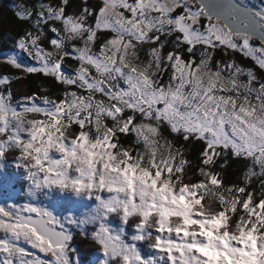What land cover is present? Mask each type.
<instances>
[{"label": "snow or ice", "instance_id": "1", "mask_svg": "<svg viewBox=\"0 0 264 264\" xmlns=\"http://www.w3.org/2000/svg\"><path fill=\"white\" fill-rule=\"evenodd\" d=\"M69 8L70 0L15 6L27 27L14 52L0 54L18 70L0 76V158L18 152L36 191L71 190L97 205L64 220L30 203L0 206V264H72L69 225L95 226L93 242L121 264H264V5ZM29 75L50 86L17 96L15 83ZM233 165L240 176L226 183ZM114 213L152 257L109 228Z\"/></svg>", "mask_w": 264, "mask_h": 264}, {"label": "rangeland", "instance_id": "2", "mask_svg": "<svg viewBox=\"0 0 264 264\" xmlns=\"http://www.w3.org/2000/svg\"><path fill=\"white\" fill-rule=\"evenodd\" d=\"M92 1H93V4L98 2V0H92ZM236 1L240 2V0H236ZM244 2L248 3L250 6H252L254 8L259 7L260 5H264V0H244ZM13 52H14V50L11 51L10 53H7V54H12ZM25 59H27V58L25 57ZM66 71L71 72V69L67 68ZM0 76H2V75H0ZM5 156H8L10 159L9 160L10 167H12V169H15L18 173L19 172L26 173V178H27V171H26L25 167L23 166V162L19 159V153L16 151H9V152H6ZM20 176H21V174H19V177ZM13 177H16V176L13 175ZM32 190H35V189L33 188L32 184L30 185V181H29L27 192H31ZM44 194H45V200H46L45 203L46 204L49 203V204H51V206L57 207V204H58L57 201H59V207H57L58 212L60 211V208H61L63 202L69 205L71 200L74 201V204H75L74 208L71 209V211L68 212V215H66L65 217L61 214L58 218L60 220H64V218H66V217H74V218L82 217L87 211L93 209L97 205V201L95 200L94 197L89 198L85 194H75L71 190H61V189L56 188V187L44 188ZM34 195H35V192L33 193L32 200H30V202H25V203H30L34 206L40 207L36 202V200L38 198ZM13 205L19 206V205H23V203L13 202ZM105 223L114 232H116V233L122 232L123 233L122 238L125 240L126 243H128V244L135 243L136 249L143 259L147 260L150 257H152L151 254L147 255L145 253V249L142 246V244H144V242L133 241L132 237H134L137 234L136 229L134 227H132L131 228L132 231L129 232L128 230L130 229V227L127 224L123 223V221L121 220V218L118 214H115V213L110 214L106 218ZM131 226H134V225H131ZM81 228H83V227L73 225L72 229L75 230V232L74 231L72 232V236L77 237V238L80 237L79 235L84 236L85 233H84L83 229H81ZM86 228L84 229L88 233L86 238L88 240L92 241L93 240L92 233L95 232V230H89L88 231V229L90 228L89 226ZM83 238H85V237H83ZM77 241H78V239H77ZM74 242H75V240L72 239V241H70V244L68 245V247H69L68 255H69V258H70L72 264H84L85 262H87L88 264H93V263L100 264L103 262H104V264H111V259H108L105 256V254L103 253V251L100 247L96 248L95 253H92V254L87 253L86 255L83 254L81 256L79 254L77 255V250H79V249L77 248V246L75 247ZM94 244H96V243H94ZM78 247H81L80 243H79ZM150 249L153 252L155 251L154 248H152V247Z\"/></svg>", "mask_w": 264, "mask_h": 264}, {"label": "trees", "instance_id": "3", "mask_svg": "<svg viewBox=\"0 0 264 264\" xmlns=\"http://www.w3.org/2000/svg\"><path fill=\"white\" fill-rule=\"evenodd\" d=\"M34 4L36 0H0V54H7L14 50V38L17 37L21 31L27 27L22 24L14 15L15 6L20 3ZM90 4H93L92 0H88ZM71 8L69 12L79 8L84 0H70ZM51 37L52 33H48ZM237 60L241 63H250V61L244 60L242 57L237 55ZM71 69V68H70ZM18 70L4 64L3 60L0 59V75H12L15 76ZM167 77H165L166 79ZM50 81L43 80V78H37L36 76L29 75L27 78L20 80L14 85V92L17 96H22L26 93H38L42 87H49ZM131 141V137L128 138V142ZM188 158L193 162L191 171H195V166L199 164V150L196 146H192V151L188 153ZM225 182H237L240 176V169L238 166L233 165L226 170ZM198 178V177H196ZM254 186L255 183H254ZM135 227V226H132ZM130 227V228H132ZM93 230H96L94 228ZM84 239V244H81L80 249L85 252H89L92 249H96L98 245L93 243V240ZM82 239V240H83ZM145 251H149L148 244L144 243ZM116 263V262H115Z\"/></svg>", "mask_w": 264, "mask_h": 264}, {"label": "flooded vegetation", "instance_id": "4", "mask_svg": "<svg viewBox=\"0 0 264 264\" xmlns=\"http://www.w3.org/2000/svg\"><path fill=\"white\" fill-rule=\"evenodd\" d=\"M10 170L6 163L0 166V206L7 207L13 205V202L22 200L17 195V182L13 179H7V171ZM20 183V182H19ZM28 247L27 245H24Z\"/></svg>", "mask_w": 264, "mask_h": 264}, {"label": "clouds", "instance_id": "5", "mask_svg": "<svg viewBox=\"0 0 264 264\" xmlns=\"http://www.w3.org/2000/svg\"><path fill=\"white\" fill-rule=\"evenodd\" d=\"M166 152H167V149L164 147L163 143L161 142V147H160V150H159V155L163 156ZM144 156H145V160H144V163H143L142 167L145 168V169H147V168L150 167L151 157L149 156L148 151H144ZM120 158L122 159V157H120ZM113 163H115V161ZM175 186L176 185H173V187H175ZM75 194H77V193H75ZM205 211H208V212L215 211V204L212 202L211 198H209V200H208V207L205 209ZM171 223H172L173 226H175L176 224L179 223V221L178 220H172ZM148 226L149 227H152V224L149 223Z\"/></svg>", "mask_w": 264, "mask_h": 264}, {"label": "water", "instance_id": "6", "mask_svg": "<svg viewBox=\"0 0 264 264\" xmlns=\"http://www.w3.org/2000/svg\"><path fill=\"white\" fill-rule=\"evenodd\" d=\"M237 2V1H236Z\"/></svg>", "mask_w": 264, "mask_h": 264}]
</instances>
